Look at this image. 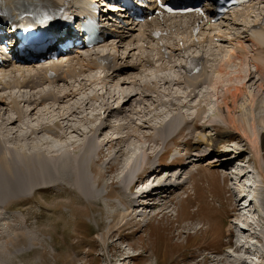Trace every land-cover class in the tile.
Masks as SVG:
<instances>
[{
	"label": "rangeland",
	"instance_id": "1",
	"mask_svg": "<svg viewBox=\"0 0 264 264\" xmlns=\"http://www.w3.org/2000/svg\"><path fill=\"white\" fill-rule=\"evenodd\" d=\"M262 6L264 5L256 4V9H261ZM258 13L259 11L253 13L252 17H242L240 19L243 20L240 21L241 24L233 26V29L230 31L232 34H225V28H223V22L221 21L212 27V29L207 27L204 36L206 38L210 35L219 34L225 35L228 39L235 40L242 30H244L243 26L246 25L245 23L252 22L254 18L257 17ZM185 21H189V19L183 20V22ZM172 37L175 41L182 38L181 36L178 37L177 34ZM204 39H202V41ZM163 42L166 43V40ZM169 44H172V40ZM217 45L221 46L216 47L215 43H205L204 46L200 48L204 51V55L210 60L208 63L210 69L208 73L209 82L206 85L203 84L204 86L201 85L200 88L196 90V93L198 94L197 99L191 101L190 97L186 98L189 91L187 90V86L184 85L174 86L173 90H167L165 86H162L159 89L162 95V101L167 102L170 99V97L166 96L164 92L171 93L172 95L178 94L184 97L181 101L176 102L178 104H188V108L172 107L169 104L157 106L153 100H147L146 102H141L139 104L141 108H137L138 110L145 109V113H142L139 116H134L137 120L127 121L130 112H134V108L138 106V104H134L133 107H130V102L124 109L125 111L123 113L112 117V122L115 123L120 119L121 115L127 114L126 117L121 116L128 122L126 129L123 130L118 127L105 129L106 132H104V134L102 133V136L94 135L96 137H91V134H87L89 132L86 120H83L84 123H81L82 120H77L79 118L78 115L73 114L74 117L71 118L76 121L73 122L72 120L70 121V124L72 123L71 125L73 127L79 128L80 125H84L82 128L85 129L87 133L82 132L81 129L80 132L86 135L77 132L73 133L71 131L68 132V134H64L62 132L65 131L54 128L55 131L53 134L52 132L48 133L54 135L55 133L61 132L63 135V137H61L62 140L59 137L48 135L46 138L47 140H50V142L41 141L39 146L32 141H25L26 139H22V131L16 132L22 130L20 128L21 124H16V126L10 125L6 130L3 128L1 129L0 127L2 141L5 142L4 145L6 149L13 156L15 161H18L19 159L22 160L24 155L27 157L28 154H32L33 151L27 149L32 146H34V151L40 152L39 154L42 158L38 157L37 153H35L32 154L36 156L35 160L28 159L29 163H36L35 165H37L34 169V172L36 169L38 172V174L35 172V179H40L39 183L37 181V186L33 184L31 186L30 184V187L25 190L27 192H25V195L23 194L24 196L23 198H20L22 199L20 201L4 205L3 203L10 201H0V204H2L0 206V264H220L216 262L223 257L222 255H224L217 254L220 249L223 248L222 251L227 250L228 254L231 252V250L228 249L229 247L227 248L223 246L220 248V243H222V238L223 242L227 241L229 230L231 229V222L233 221L232 218H228V220H230L228 226L224 217L225 209L226 207H229L228 203L232 191L234 193V188L231 189V187H234L233 182L229 180L231 177L230 171L234 168L229 167L226 169L224 167L225 161H227L226 158L230 155L232 156V153L224 152L230 151V148L233 145L236 147V151L241 150L243 152L244 157L242 159H244V161H250L252 155L249 144L246 141H243L242 138L233 139L237 135L233 134L232 131H229L228 133L224 129L225 124L223 123L219 111L222 112L223 117L224 108L226 109L224 104L225 98L223 99V105H220L221 109L219 111L217 110V105L221 103V97L225 96L226 88H231L232 85H234V87H240L245 82L244 85H246L248 94L242 97L237 103L236 117L238 118V122L247 129L251 139L253 136L249 132V125L246 124L245 119L248 117L247 120H249V122L252 117H254L257 122L264 119V84L262 85V90L258 89V85L261 82L264 83V78L261 77L260 80H258L259 78L255 77L249 82L250 77L246 79L245 76L248 75L247 72L254 70V67L249 65L248 61L245 59L241 61L232 60L229 62V47L231 45L227 42H218ZM245 46L251 53L249 55H253L252 43L245 41ZM135 47L138 48V45ZM145 47L148 48H144L140 51L135 50L134 52L137 54H143L144 56L148 54L155 55L157 53V50H155V47L151 44L148 46L145 45ZM153 49L155 50L154 52H152ZM106 50L110 49H105V51ZM194 50H196V48H194ZM93 52L95 51L85 53V55L88 56ZM197 52H199V50H196V53ZM128 54L129 50H126L125 43H123L119 48L118 55H120V57H125L126 60ZM75 56V54L71 55L68 53L62 59L66 60ZM157 58L158 56L155 57V59ZM175 61L178 67L173 68V64H171L172 66H168L165 62L160 61L157 62L155 66L143 69L144 74L142 76L139 75L141 70L136 71V73L131 76L143 78L145 81L152 82L158 81L159 76L171 73L179 79L184 75L182 68L179 67L182 57H176ZM45 63L49 62H41L39 65H45ZM242 63L244 64L242 65ZM106 65L109 66L107 63ZM219 65H224L225 68H227L226 71L228 70L227 73L223 75L218 74L217 68ZM8 69L9 68L6 70ZM239 72H241L243 77L240 80H231V77L236 78L234 76ZM107 73L109 72H102L101 74L100 70L96 69L85 72L84 76H81L80 79L94 75H101V77H103ZM111 73L108 75L110 78L105 82H102L103 84L100 80L98 84H95L94 86L96 90H99L100 94H104L105 99L108 100L110 105L114 104V100L110 98V93L120 84L117 79H113ZM17 76L20 75L17 74ZM132 80L129 79L128 81ZM256 83L259 84L256 85ZM63 85L64 83H61V86ZM48 86L50 85H44V87ZM123 87L126 89L127 87H130V85L124 84ZM86 89L89 88L86 87ZM86 89L81 94V99L85 98L86 95H91L93 93V89H90L91 91L88 90L89 92ZM116 89L117 88L114 90ZM10 92L20 96L22 93H29V89H9L5 91V93L0 92V95L8 94ZM154 96H156V94H154ZM250 96L256 97L255 103L257 104V107L254 111H251L254 108H251ZM136 99H141V97L137 95L133 100ZM75 105L80 104L76 103ZM99 105L100 102H95L96 107ZM21 107L26 110L28 106L27 104L22 103ZM54 107L56 106L51 104L44 105L39 109V112L42 110L45 114H43V112H41V114H39V112L35 113V115H38L37 118H35L36 116H32L31 119L28 118L27 123L30 125L37 123L39 125L42 116L46 117L45 119L59 118L64 112V109L60 108V112H54L56 113L54 115V113H52ZM6 108V106L0 107V113L7 121L10 114L6 112ZM201 108L203 109L201 110ZM201 111L210 116V123L207 124L208 128L206 129V133L212 138L211 146L201 145L199 150H195L198 145L197 138L198 135L201 134V131L199 130L198 133L194 134L192 128H190L191 125L188 126L190 128L188 131H185L176 142H170L166 148L163 146L164 141L161 140L159 144H155L152 141L153 139L158 138V135L156 134L162 133L161 130H163L162 127L165 121L176 116L179 123L182 124L185 120H190ZM90 113V117L93 116L90 122L95 124V121L97 120L95 113L98 114L99 110H94V108H92L90 111H87L86 114ZM180 116H182V118ZM145 121L147 123H145ZM178 121L175 119L174 123ZM99 122L100 120L98 119L97 124H99ZM122 123H124V121ZM161 123L162 125L157 130L156 127ZM29 124L28 126H30ZM141 125H144V127L140 128ZM152 126H154V128H152ZM257 126V130L260 131L259 139L261 137L262 142V155H264V123H261L260 121ZM98 127L99 126H97L96 129ZM4 131L15 133V138L6 133L11 137V139H9L7 135H4ZM153 132L156 133L154 137ZM174 133L175 132L172 131L168 136ZM44 134L41 133L38 136L44 137ZM189 134H191L189 137H192V141L188 143V145H185V141L188 142L187 137ZM128 135H132L131 139H128V141L122 142L119 140ZM146 136H150V138L147 139ZM230 136H232V139ZM107 138H112L115 141L112 144L107 145ZM74 140L79 143L77 144ZM92 144H97L94 152L93 150L90 151V147H88ZM192 145L195 148H192L191 151L190 149ZM216 145H218V148H216ZM56 148H63L66 152H60L61 154H57V152L52 154L49 152ZM147 148H149V153H151L154 148L158 153H163L164 151H167L166 149H170V153L161 158V163L158 167L161 175L158 177L159 179L156 181V184L164 178L165 180L167 179L168 172L166 170L171 169L172 165L170 167L169 164L174 162V160L176 161L181 157L182 159L180 160H183L187 156V160L191 163L189 164L187 160L182 161L181 167L177 168V171L173 174L172 172L170 173L171 180L169 183L172 182L173 185H179V188L169 197L170 199L168 198L167 200L168 214L166 216L162 217L161 215H157L155 217L159 212L158 205L155 203H159V195L160 198L164 197V195H170L169 192L173 191L171 186L167 187L164 192H159L160 194H157L158 197L156 199L152 198L148 201V198L143 196L142 201L144 203L146 202L147 205H144L135 211L144 214H141L140 217L135 220V223L132 225L133 228L121 232L122 234L117 233L112 235V233L116 232L121 225L119 214L121 211H126L121 202L122 198L130 199V194L125 193L122 190V187L118 184L112 186L113 182L121 178H117V176L119 175L120 170H123L121 165L119 166L121 169H119V164H116V161L121 159L126 161L129 157L131 160L135 159L134 155L131 156L132 154H128V150L130 149L133 152L136 151L137 153H142V151ZM121 149L127 151V156L125 155L117 159V152ZM99 150H102L100 155L97 154ZM2 151L3 148H0V152ZM86 152L90 154L89 160H91L84 164L86 166H84L85 175L87 174L86 177L88 176L87 178L90 180L89 189L80 188L72 183L59 184L53 179L55 173L49 169L50 167H54V161L56 163L57 160H59L58 164H55V168L57 167V169L63 173V171L58 168L61 167V161L63 162L66 158L67 160L75 159L76 161H79L82 156L87 154ZM85 158H83V160H85ZM46 161L49 163L52 162V164L46 165ZM156 161L157 158L155 161L151 160L148 165L142 163L141 167L146 168L155 164ZM187 162L188 165L186 164ZM113 164H115V171L111 173L109 169L111 170ZM238 164H236V166H238ZM253 164L254 163L250 164L251 169L255 165ZM261 165L264 170V164ZM41 166H43V168H41ZM145 168L144 170H146ZM58 170H56V173L61 176ZM139 170L140 167H137L131 177L134 176L135 173H138ZM39 171H41V173ZM147 172L148 171L143 172V175L148 174ZM46 173L49 176L47 179L45 178L47 175ZM255 174V177L257 178V173L255 172ZM66 179L67 178H65V180ZM149 179H151V176L144 178V180ZM248 179H254L252 173L249 175ZM47 180L49 182H47ZM53 180L55 181L53 182ZM165 180L160 183V187L165 184ZM180 182H185V186H181L182 184H180ZM241 184L242 183H239L237 185L236 191L241 190ZM33 186L39 191H30ZM43 187L46 188V190H40ZM153 199L156 200L155 203H153ZM160 203L164 204L165 201L160 200ZM135 212L132 213L130 211L129 214L135 216ZM257 213V215L252 214L253 219L255 220L259 219V216L262 217L264 215V212ZM128 219H131V216L128 217ZM256 224H260V222L257 221ZM261 225L264 226V222ZM201 230L208 233L206 237L203 238L200 236ZM256 243L259 244L258 241H256ZM258 251L261 252V250ZM258 251L256 256L260 257L261 254L260 252L258 253ZM233 254V256L236 255L234 251ZM262 257L263 258L259 259V264H264V255H262ZM228 261L229 262L226 261L223 263L231 264L233 259L230 258ZM248 262H250V260Z\"/></svg>",
	"mask_w": 264,
	"mask_h": 264
},
{
	"label": "bare ground",
	"instance_id": "2",
	"mask_svg": "<svg viewBox=\"0 0 264 264\" xmlns=\"http://www.w3.org/2000/svg\"><path fill=\"white\" fill-rule=\"evenodd\" d=\"M151 1H154V0H151ZM81 4H82V0H0V8H2L5 12H7L13 18H18L20 16V13L23 11L22 9L26 7H33L38 12H44V11H51L55 9H61L62 7L68 6L70 7L71 11L74 14L78 15L77 10L81 7ZM256 4L264 5V0L250 1L249 4L246 5V7L250 10L245 12L244 16L249 15L251 17V13L253 14L259 11L260 8L256 9V11L249 13L251 10L255 9ZM101 7H105V4L101 5ZM233 14H235V12H233ZM236 14L233 16V20H235L234 22L235 26L239 25L238 23L239 18L237 19ZM257 17L258 19L254 23L251 22L253 23L251 27L245 26L246 28L243 30V32H241L240 36L237 37L235 40L228 39L226 38L225 35H219V34L218 35L215 34L207 38L210 42L213 41L216 47L221 46V45H217L218 42H215L214 41L215 39H218L219 42H222V43L227 42L228 44L231 45L229 47V59H228L229 62H231L232 60L241 61L245 59L248 61L249 65H252L254 67V70L247 72L248 75L245 76L246 79L250 77L249 82L255 77L259 78L258 80H260L261 77L264 78V6H262V8L260 9ZM183 18H191L192 20L197 19L195 16H187ZM177 19H179V17L164 16L163 19H161L160 17H154L153 20L147 21L145 23H140V24H134V23L127 22V21H125L124 24H119V25L114 24L110 31V35H108V37L104 40L103 45L101 46V48H103L104 50L105 49L112 50L113 53H111L110 50H106V51L102 50L100 52H94L88 56H84L83 54H76L75 57L68 58L66 60L62 59L63 56H61L59 57L57 61L49 62L46 65H39L40 62H37L36 64H32V63H29L30 61H24V63L22 64H8L4 66L3 68L0 69V92L5 93V91L9 89L19 88V89H29V93H26V94L22 93L20 96L17 94H13L11 92L8 94L0 95V107L6 106L7 107L6 112L10 114V116L7 118V121H6L3 118V115L0 113L1 129L3 128L6 130V128L9 127L10 125L16 126V124H21L20 128L22 130H19L16 132L22 131V139H26L25 141H32L33 143L39 146L41 141L50 142V140H47L46 138V136L48 135L59 137L61 139V137H63L62 133L68 134V132L70 131L73 133L74 132L81 133L80 131L82 130V132L87 133V131L82 128V126L84 125H80V128H79V127H73L71 125L72 123L70 124V121L73 120L71 117H74L73 114L78 115L79 118L77 120H82L81 123H84L83 120L84 121L86 120L87 125H88V132H89L87 134L88 135L91 134V137H96L94 135L102 136V133L104 134V132H106L105 129H113L115 127L116 128L118 127V128H122L123 130H125L128 125L127 121L135 120L136 118L134 116H139L142 113H145V109L138 110L137 108L138 107L141 108L139 104L141 102L142 103L146 102L147 100H153V102L157 104V106L169 104L172 107H177V108L187 107L188 108L189 106L188 104H184V103L178 104L176 102V101H181V99L184 97L178 94L172 95L171 93L164 92V94L166 96H169L170 99L167 102L162 101V95L159 89L162 86H165L167 90H173L174 86L184 85V86H187L188 88L187 90L189 91L186 95V98L190 97L191 101L198 98V94L196 93V90L200 88L201 85L203 84L206 85L209 82L208 73H209L210 67L207 66V63L210 62V60L209 58H206L202 53H196V51H191V48H196V50H199V52H202L200 50L202 46L197 47V45H201L204 42H207V39L204 42H201L199 41V37L201 36L202 31L204 30V27L206 26L211 27L212 25L205 24V22H203L202 31L200 35L198 37H195L193 35V30L190 29V27H188L186 24L178 23L176 21ZM251 23H246V24L249 25ZM234 25L232 24L226 25V28H225L226 35L231 34L230 30H232V27ZM154 27H156V29H161L157 31H161V33L163 34L162 38L158 40L153 38ZM188 30H190L189 33H188ZM175 31L177 33L182 34L183 37H185L184 35H187L188 40H185V38H182L178 44L173 43V45H170V46L163 44L162 41L164 39H170L171 34H174ZM165 33H168V34H166L165 36L164 35ZM245 41H249L252 43L253 55L251 56L249 55L251 53L246 49ZM123 43H125L126 50H129V54H128V57H126V60H125V57H120L118 55L119 48ZM181 43H183V47H181L180 45ZM145 44L147 45L151 44L153 47L157 46V53L155 55L148 54L144 56L143 54H140V53L137 54L136 52H134L135 50L140 51V50H143L144 48H148L144 46ZM136 45H138V48L135 47ZM98 47L99 46H97V48ZM155 50L153 49L152 52H154ZM176 52H179V54L177 55L178 57H182L184 59V64H179V65L181 68H183L185 77L183 76L182 78L178 79L173 74L169 73L163 76H159L158 81L148 82V81L143 80V78L131 76L135 74L136 71L138 70H141L139 75L142 76L144 74L143 69L147 67L155 66L156 63L160 61L165 62L168 66H172L171 64H173L172 66L173 68L178 67L175 61ZM183 54H186V55H183ZM156 56H158L157 59H155ZM191 61H196L198 63L205 62V64L201 65L202 69L198 73H196L194 77H192L193 74L188 69ZM104 62L109 63L113 66L110 68V66L104 65L103 64ZM243 64L244 63H242V65ZM7 68L9 69L6 70ZM96 69H99L101 74L102 72L103 73L109 72V73H107L103 77H101V75L100 76L94 75V76H89L87 78L85 77L83 79H80L81 76H84L85 72L93 71ZM226 69L227 68H225L224 65H219L217 68V73L223 75L227 73L228 70L226 71ZM110 73H111V76H113V79L115 80L117 79L120 82L119 86L115 87L117 89L114 90L115 89L114 88L113 92L110 93L111 95L110 98L114 100V104H111V105L109 104L108 100L105 99L104 94H100L99 90H96L94 87L95 84H98L100 80L102 83V82H105L108 78H110L108 77ZM17 74H19L20 76H17ZM234 77L236 78L231 77V80H238V79L240 80L243 76L241 75V72H239ZM123 78H126V79H123ZM129 79L130 80L133 79V80L128 81ZM61 83H64V85L61 86ZM261 83L260 84L256 83V85L259 84L258 85L259 90H262L263 88L262 85L264 83L262 84ZM46 84L50 86L44 87V85ZM124 84H129L130 87H127L126 89H124L123 87ZM244 84L245 82L240 87L239 86L234 87V85H232L231 88H226L225 96L221 97V103L217 105V110L219 111L221 109L220 105H223V99L225 98L224 104L227 109L226 110L224 108L225 116L223 115L222 117V112L219 111L220 116L223 120V123L225 124L224 129L228 133L229 131H232L233 134L237 135L233 139L242 138L243 141H246L249 144V147L251 149V155H252L251 161L255 164V172L257 173L256 193L258 195H261L262 193V196L257 197V199H255L254 202L253 200L250 201L248 205L244 204L245 200L251 197L250 193L248 192V189H246L245 187V183L248 180V177L251 174V172L246 171L244 165L238 164L239 162L243 161L242 159L244 157L243 152L241 150L236 151V147L232 145V147L230 148L231 149L230 151L224 152V153H230V152L232 153V156L230 155L228 158H226L227 161H225L224 167L226 169L229 167L234 168V169H231L230 171L231 177L229 178V180L233 182L234 187H231V189L234 188V193L231 190L232 195H231V198L229 199V203H228L229 207H226L224 217L226 219L228 226L230 223V220H228V218H232V219L234 218L235 220L231 222V229L230 230L228 229L229 234L227 233L228 234L227 241L223 242V238H222L221 242L223 244L220 243L221 245L220 248L223 246L227 248L229 247L228 249L231 250V252L228 254L227 250L222 251L223 248L220 249L219 252L217 251L218 252L217 254H220V255L224 254L222 255L223 256L222 258L216 261L217 263H220V264L226 261L229 262L228 259L230 258L233 259V261H231L232 262L231 264H247L249 260L251 263H254L255 259L252 253L253 252L255 253L258 251L257 245L255 244V238L257 237L258 234H261L262 236H264V226L261 225L264 222V215L262 217L259 216V219H256V220L253 219V215H252V214L257 215L258 214L257 212H260V213L264 212L263 211L264 210V170L261 165V164H264V155H262L263 153L261 149L262 147L261 137L259 139L260 131L257 130L258 122L261 121V123H264V119L257 122L256 119L251 116L252 119L249 122V120H247L248 117H246L245 119L246 124L249 125V132L253 136L250 139L247 129H245L244 126H242L238 122V118L236 117L237 115L236 105L238 106L237 103L242 97L248 94L246 85ZM86 87H88L89 89H86ZM85 89L87 91L90 89H93V93L91 95L90 94L86 95L85 98H83L82 96L83 99H81L80 96L85 91ZM154 94H156V96H154ZM137 95H139L141 99L133 100V98L136 97ZM255 98L256 97L250 96L251 108L252 109L254 108L251 111L256 110V107H257V104L255 103ZM95 102H100V105L96 107ZM130 102H131L130 107H133L134 104H138V106L134 108L135 111L130 112V115L127 121L121 117V116L126 117L127 114H123L120 116V119L115 122L117 124H114L112 122L113 120L112 117L114 115L118 116V114L123 113L125 111L124 109ZM22 103L27 104L28 107L26 110H24V108L21 107ZM76 103L77 104L79 103L80 105H75ZM46 104H51L53 106H56L54 107V110L52 113L60 112V108L64 109V112L59 116V118L57 117V119L55 118L45 119L46 117L42 116V118L39 121V125L37 123H33V125H30L29 123H27L28 118L31 119L32 116H36L35 118H37L38 115L37 114L35 115V113H38L39 109H41ZM92 108H94V110H99L98 114L95 113L97 120L98 119L100 120L99 124H97V120L95 121V124H92L90 120L92 119L93 116L90 117L91 113L86 114L87 111H90ZM202 109L203 108H201V110ZM41 112L43 111L41 110ZM41 112H39V114H41ZM43 114L45 113L43 112ZM55 114L56 113H54V115ZM180 117L182 118V116ZM175 119L178 121V118L174 116L168 121L164 122L163 127H162L163 130H161L162 133L156 134L153 132L154 134L153 137L155 136V134L158 135V138L152 140L155 144H159V142L162 140L164 141L163 146L166 148L170 142H173V143L176 142L177 139L180 138V136L185 131H188L190 128H192V132L194 134L198 133L199 130L201 131V134H199L197 138L198 145L196 146V148L193 147L192 145L190 149L191 151H192V148H195V150H199L201 145L211 146L212 138L210 135L206 133V129L208 128L207 124L210 123L209 115H206L205 113H202L201 111L199 114L193 116L190 120L184 121L182 124L179 123V121L178 123H174ZM75 121L76 120H73V122ZM123 121L124 123H122ZM145 123L147 122L145 121ZM162 123L156 127L157 130L160 128ZM28 124L30 126H28ZM189 125H191L190 128L188 127ZM97 126L99 127L96 129ZM143 127L144 125H141L140 128H143ZM54 128L59 129L61 131H65V132H62V133L59 132V133H55L54 135H52L55 131ZM152 128H154V126H152ZM172 131L175 133L168 136ZM48 132H52V134ZM6 133L8 135H11L14 138L16 136L15 133H9L8 131H4V135H7ZM41 133L43 134L45 133L44 134L45 136L39 137L38 135ZM82 135H86V134H82ZM190 135L191 134L188 135L187 137L188 142L185 141V145H188V143L192 141V137H189ZM131 137L132 135H128L124 138H120L119 140L122 142H126L128 141V139H131ZM146 138L149 139L150 136H146ZM230 138L232 139V136H230ZM9 139H11V137H9ZM114 141L115 140H113L112 138H107V145L112 144ZM76 143L78 144L79 142L76 141ZM4 144L5 142L2 141V135L0 134V148H3V151L0 152V201L1 200L10 201V202L3 203V205L22 200L20 198H23V196L25 195V192H27L25 190H27L28 187H30L29 185L30 184L31 186L32 184L36 185L40 182L39 181L40 179L39 180L37 178L35 179V172H37V169L35 172H34V169L37 167V165H35L36 163H29L28 159L30 158L32 160H35L36 156L32 155L35 153H37L38 157L41 158V155L39 154L40 152L34 151L35 150L34 146H32V147L27 148L28 150L33 151L32 154H28L26 151V153L29 156L27 155L26 157L24 155L23 156L24 158L22 160L19 159L18 161H15L13 156L8 152ZM44 146H47V145H44ZM88 147H90V151L93 150L94 152L97 147V144H92ZM216 148H218V145H216ZM54 150L53 151L47 150V151L51 152L52 154H54L55 152H57V154L58 153L61 154L63 151H65L63 148H56ZM155 150H156L155 148L152 150L151 152L152 154L149 153V148L144 149L142 153L140 152L137 153L136 151L133 152L131 149L128 150V154L129 155L132 154L131 156L134 155V157L137 159L136 161L133 162L134 159L131 160V158L129 157V159L126 161H123L122 159L116 161V164H119L118 167L121 165V168L123 167V170H120V173L117 176V178L118 177H121V178L113 182L112 186H114L115 184H118L120 187H122V190L125 193L127 189L131 190L135 186V183H131V185L128 186V188L126 187V181L129 178V175L133 173L137 167H140L141 169L145 168V167H141L142 163H145L146 165H148V163L151 160L155 161L156 158H157V161L155 164H152L145 168L146 169L145 172L148 171L147 172L148 174H144L142 176L144 178L151 176V179H153L152 180L153 183L156 180L158 181L159 179L158 177H160L161 174L159 170L157 169L160 166L159 163L161 161L160 159H161L162 153L160 152L158 153V151H155ZM81 153H82V150H81ZM101 153H102V150H99L97 154L100 155ZM117 155H118L117 159L125 155L127 156V151L124 149H121L117 152ZM89 156L90 154L87 153L84 156H82L80 160L77 159L79 161H76L75 159L67 160V158L66 159L64 158L65 160L63 162L60 160L61 167H58V168L62 170L63 173H61L57 169V167L55 168V164L56 163L58 164L59 160H57L56 163L54 161V164H53L54 167H50L49 169L55 173V176L53 179H55L57 183L59 184L72 183L80 188L89 189L90 180L89 178H87L88 176L86 177L87 174L85 175V168H84L85 166L84 164L91 161L89 160ZM83 158H85V160H83ZM187 158L188 157L186 156L185 159L180 160L182 159L181 157L178 160L176 161L174 160V162H171L169 164L170 167L172 165L171 169L166 170L168 172L167 179L165 180L164 178L157 185V188L154 191L155 193L162 192L169 186H171V188H173L174 191L170 193L169 196L165 195L164 197H161V198L159 197V203H158L159 212L155 215V217L157 215L159 216L161 215L162 217H164L168 214L167 200L179 188V185H173L172 182L169 183V181L171 180L170 173L172 172L173 174L174 172H176L177 171L176 169L181 167L182 161H186ZM188 162L186 163L187 165H188ZM190 163L191 162H189V164ZM47 164L50 165L52 164V162L49 163L46 161V165ZM236 164H238V166H236ZM114 165L115 164L111 166V170L109 169L111 173L115 171ZM41 168H43V166H41ZM121 168L119 167V169ZM56 170L60 172L61 176H59L56 173ZM39 172L41 173V171ZM47 176L48 174L45 176L46 179L49 178V176L48 177ZM65 178L67 179L65 180ZM55 180H53V182ZM149 180L143 179V181H149ZM164 180H165V184H163L160 187V183L163 182ZM47 182L49 181L47 180ZM57 183H54V184H57ZM239 183H242L241 190L236 191L237 185ZM180 184H182L181 186H185V182H182V183L180 182ZM40 190H46V188L43 187ZM30 191L36 192L39 190H37V188L33 186L30 189ZM155 193H148V194L150 196H153V194ZM144 195H147V194L142 193L140 196L136 198H133L132 196H130V199L122 198L121 202L124 205L126 211L125 212L121 211V213L119 214L121 225L116 232L112 233V235L117 234V233L122 234L121 232L128 231L133 228L132 225L135 223V220L138 217H140L141 214L142 215L144 214V213L135 212L136 210H138L140 207H143V206L138 207V205L133 204V201H135L136 199L137 200L141 199L142 196ZM16 199H19V200H16ZM160 200H164L165 203L164 204L160 203ZM1 205L2 204H0V206ZM130 211L132 213L135 212L136 215L135 216L130 215L129 214ZM130 216H131V219H128V217ZM257 221L260 222V224H256ZM101 228H102V224H101ZM207 234L208 233L204 232L203 230H201L200 232V236H202L203 238L206 237ZM204 249H208V248H204ZM233 251L236 254L235 256H233L234 255ZM259 252L260 251H258V253ZM261 255H264V250L261 252ZM223 264H228V263H223Z\"/></svg>",
	"mask_w": 264,
	"mask_h": 264
},
{
	"label": "snow or ice",
	"instance_id": "3",
	"mask_svg": "<svg viewBox=\"0 0 264 264\" xmlns=\"http://www.w3.org/2000/svg\"><path fill=\"white\" fill-rule=\"evenodd\" d=\"M168 10H169V11H171V9H170V8H169Z\"/></svg>",
	"mask_w": 264,
	"mask_h": 264
}]
</instances>
